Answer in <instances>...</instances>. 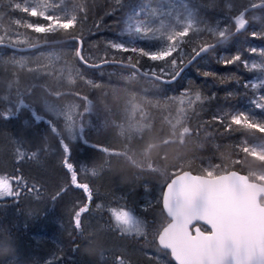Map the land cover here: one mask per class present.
<instances>
[{
	"label": "trees",
	"instance_id": "16d2710c",
	"mask_svg": "<svg viewBox=\"0 0 264 264\" xmlns=\"http://www.w3.org/2000/svg\"><path fill=\"white\" fill-rule=\"evenodd\" d=\"M64 1L67 11L77 3L87 4L89 8L83 27V54L89 61L100 63L102 59L116 56L120 63L90 68L76 61L74 52L42 67L19 66L0 58V113L10 107L6 96L13 101L22 98L32 106L21 109L15 119L0 117V177H7L14 190L20 191L18 197L0 198V264H14L15 259L25 264H119L118 257L125 264H164L165 261L173 264L154 238V233L168 221L160 204L167 175L181 170L201 175V169L222 165L225 171H240L248 176L249 169L258 166L250 163L251 157L245 159L241 148L264 144V134H253L236 126H233L235 130L226 132L213 117L244 111L257 120H264V110L252 103L264 95V89L244 87L245 82L251 84L258 77V71H250L240 64L225 67L220 63L237 53L249 62L254 57L250 48L264 50V36L253 39L250 35L252 31L264 32V6L244 13L250 23L247 30L196 58L176 81L160 83L143 75L151 63L146 58L141 59L142 67L133 75L136 70L127 66L132 54L115 53L108 47L109 42L130 43L133 36L125 31L126 21L146 0ZM181 1L196 21L186 38L192 44L184 46L185 52L191 54L192 46L210 39L203 29L224 19L230 22L229 32L233 33L232 17L264 0ZM18 3L23 7L26 0H0V32L5 36L0 51H13L8 46L9 38L36 43L38 47L33 51L57 45H72L74 49V43L55 42L65 40L60 34L50 37L48 43L37 42L39 34L24 28L23 23L38 18L28 17L16 9ZM17 19L22 21L21 25L15 23ZM131 46L158 49L153 39H136ZM17 89L22 96L15 93ZM57 91L62 93L58 99L53 95ZM196 93L202 95L201 101L195 100ZM45 101L57 111L50 110ZM89 102L91 110L85 112ZM73 105L76 107L69 114L76 119L77 128L82 125L84 129L78 140L71 139L72 132L63 117L57 120L55 133L43 118L56 119L60 108ZM132 105L138 106L135 122L148 126L142 133H147L143 144L137 142L138 138L125 143V137L120 134V126H127ZM176 120L189 128L183 138L179 125L178 129L171 128ZM58 135L71 148L69 159L76 166L79 182L90 185L91 201L82 189L71 185ZM149 143H156L158 147L143 155ZM100 146L125 154L108 156L98 150ZM236 160L242 163L233 164ZM150 163L157 171L148 169ZM259 167L264 170V165ZM17 178L23 179V186ZM249 179L264 183L254 177ZM61 190L62 194L53 200ZM85 204L89 210L82 214L81 220L88 243L79 241L80 248L74 250L77 232L73 216ZM114 209L131 211L141 221L143 234L123 233L116 228L111 218ZM92 219H98L100 225L88 236L85 228L93 230ZM8 237L11 244L7 242ZM49 255L53 259L41 263Z\"/></svg>",
	"mask_w": 264,
	"mask_h": 264
},
{
	"label": "snow or ice",
	"instance_id": "6c2138e0",
	"mask_svg": "<svg viewBox=\"0 0 264 264\" xmlns=\"http://www.w3.org/2000/svg\"><path fill=\"white\" fill-rule=\"evenodd\" d=\"M119 3V0H117ZM227 3V0H226ZM264 6V5H258ZM15 8L21 10L28 17L38 18L33 22L23 23V27L31 30L32 33L39 34L36 37L37 42L43 41L48 43L50 37L60 34L65 37L64 41H55L56 43H69L75 44L73 49L74 59L87 67L97 68L103 67L107 64H119L120 60L113 56L111 59H102L100 63L90 62L89 58L83 54L84 35L83 27L87 19L89 8L87 4L77 3L73 6L71 11H67L61 4L49 2V0H31L22 7L20 3L15 5ZM63 13V14H59ZM137 13L133 12L128 17V31L130 35H134L139 39L149 38L156 36L160 33L158 38L164 39L165 44L163 47L153 49L151 47H137L127 46L123 42H109L108 47L114 50L115 53H131L128 57V67L135 69L133 75L139 72L141 59L146 58L148 62V70L143 72L145 77L159 81L160 83L174 82L179 78L180 73L183 71L184 66L193 62L197 57L206 52L211 51L217 45L226 43L233 35L248 29L250 23L245 15H237L232 17V25L235 31L229 32V26L221 27H206L202 31H206L210 35L209 40L201 42L198 46H192L191 54L185 52V45H191L192 41L186 39L189 37L190 29L196 23L193 18V13L188 11L184 17V22L181 27L176 28L171 25H166L163 20L160 22V28H152L146 20L137 19ZM43 22H40V21ZM179 23V18L177 20ZM17 25H21L22 21L17 19ZM167 29V30H165ZM197 31H201L197 29ZM253 39L258 36H264V32L252 31L250 33ZM5 42V36H0V45ZM28 43L31 47H36V43L31 41H12L9 38V44L13 47L17 44ZM199 49V50H198ZM252 54H258L264 57V50L257 51L256 48H250ZM23 65V61H15ZM220 63L227 67L229 65L240 64L245 69L250 71H259L261 79L254 83H244V87H251L252 89H264V60L261 63H252L249 65L248 61L243 59L241 54L237 53L231 57H226ZM29 71H38L37 69H29ZM69 72L71 69L69 68ZM205 76H211L212 73H204ZM69 82L71 77L69 76ZM12 88V85H9ZM17 95L23 94L17 89ZM12 93L10 92L9 95ZM58 99L62 93L57 91L53 93ZM8 100L10 107L7 111L0 113V117L5 120L15 119L21 109L32 108L31 105L26 104L22 98L15 101L5 97ZM87 100V97H84ZM196 101L202 100V95L196 93ZM255 107L264 110V95L252 101ZM50 110L57 111L54 106L50 105L47 101ZM191 104V101H189ZM73 105L68 108H60L56 119H46L51 131L55 133L57 120L63 117L69 130L72 132L71 139L78 140L82 137L83 126L77 128V121L69 113L75 108ZM91 104L85 107L84 111L89 112ZM138 110L137 105H132L128 113L127 126H120V134L125 137V143H130L134 138H138L137 142L143 144L146 138L144 133L146 125L135 122V115ZM82 117V113H76ZM143 118V114H142ZM40 119V116H37ZM214 122H219L224 127L225 131L235 130L233 126L242 128L252 132L264 134V120H257L250 114L239 112H224L220 115L213 117ZM182 128L180 131L181 138L189 132V128L181 124L180 120H176L171 124L172 129H178L177 126ZM151 131V129H149ZM59 143L63 149L64 160L63 164L68 173H70L71 185L82 189L86 194L89 201L92 199V192L88 183L79 182L78 172L76 166L70 162L71 148L65 142L63 136H57ZM87 143V141H84ZM168 141H165L167 143ZM156 143L146 144L142 154L146 155L153 149L157 148ZM99 151L104 152L108 156L124 155V152L115 151L108 147L100 146ZM241 151L247 157H251L250 163L258 165L256 168H250L248 176L240 174V171H225L222 165H211L207 169H201V175H193L191 171L181 170L179 172L167 175L164 179V190L162 192V213H166L168 222L166 225L154 233V238L158 241L161 249L170 252L171 257L177 264H191L193 258L202 257L200 264H264V230L249 231L244 230L241 232H234L231 229L230 218L241 216V210L236 207H228L229 201L224 199L230 196L233 190L237 188L248 187H262L255 184L254 180L249 177H254L260 181H264V170L259 165H264V146H243ZM35 155V153H33ZM130 158V157H129ZM239 165L242 162L236 160L232 162ZM181 169L183 165L178 166ZM148 169L157 171L149 164ZM223 172V174H220ZM95 174V173H93ZM18 184L23 186L24 181L22 178H17ZM29 191H32L29 188ZM62 191H58L53 200L57 199ZM19 190H14L12 183L7 177H0V198L4 197H18ZM261 193L251 194V201L254 207L249 208L247 212L243 213L244 219H252L256 210L264 212V204L260 201ZM89 210L88 205L80 206L74 212V228L77 232L76 238L73 240L74 250L80 248L79 241L88 243L86 233L82 230V214ZM112 217L115 221V226L123 233L136 232L143 234V227L131 211L120 209L112 210ZM195 222L194 234L193 223ZM206 225L207 227H202ZM7 242L11 244L10 237ZM210 257V259H208ZM119 264H125L124 260L117 258Z\"/></svg>",
	"mask_w": 264,
	"mask_h": 264
},
{
	"label": "rangeland",
	"instance_id": "374dc122",
	"mask_svg": "<svg viewBox=\"0 0 264 264\" xmlns=\"http://www.w3.org/2000/svg\"><path fill=\"white\" fill-rule=\"evenodd\" d=\"M29 1L31 2V0ZM49 2L61 4L63 8L68 10V7L65 6L64 0H49ZM188 11H190L189 8H187V6H185V4L181 0H146L145 2L142 3L141 8L133 10L132 13L135 12L138 14L137 19L148 21L150 27L154 29L155 28L159 29L161 20H163L166 25H171L176 28L181 27L184 22V17L187 15ZM59 14H63V13H59ZM178 18L180 21L179 23L177 22ZM127 22L128 20L126 21V24H125V31L126 33H129ZM225 25H228L230 27V22L228 21L224 22V19H221L219 20L218 23H216L212 27L223 28ZM1 35H2V32H0V36ZM132 36L133 37L130 40V43L126 44L127 46H131V44L134 43L136 39H139L134 35ZM159 36H160V33H156V36L144 38V39L155 40L157 42V48H160L164 46L165 40L158 38ZM260 50H263V49H257L258 52ZM71 52H73L72 45H57V46H47L42 49H39L38 51H32V50L28 52L25 51V53L19 50H13V51L4 50V51H0V58L4 61L17 64L19 66L42 67V66H48L52 63H55L59 60L64 59L66 56L71 55ZM253 56H254L253 59L248 62L249 65H251L252 63L259 64L262 62L258 54H254ZM15 61H23V65ZM121 72H124V71L121 70ZM260 79H261V73L258 71V77L255 80H252L251 83L258 82ZM0 89H1V84H0ZM255 146L260 147V146H264V144H256ZM0 165H1V161H0ZM48 176H53V174L48 173ZM115 210H120V209H115ZM111 218H112V221H114L112 217V212H111ZM97 220L95 219L91 220L90 223L92 224V227H93V230L91 232L85 228L88 236L89 234L91 236L95 232V230L99 227L100 224H99V221L97 222ZM85 226H88V225H85ZM52 259H53V256L49 255L48 257L44 258L41 261V263L43 262L47 263L48 261ZM14 264H25V263H23L22 261H19L18 259H15ZM164 264H171V263L169 262L166 263L165 261Z\"/></svg>",
	"mask_w": 264,
	"mask_h": 264
},
{
	"label": "water",
	"instance_id": "95a60500",
	"mask_svg": "<svg viewBox=\"0 0 264 264\" xmlns=\"http://www.w3.org/2000/svg\"><path fill=\"white\" fill-rule=\"evenodd\" d=\"M258 5H264V2H259V3L255 4V5L249 6L246 9H244L241 13H239L238 15H241V14L244 15L245 12H247V11H249L251 9H254L255 7H258ZM234 31H235V29H234ZM8 46L11 47L12 49L19 50V51L23 52V51H29L31 49H34L38 45H36V47H31V46H25V47H16L15 46V47H13L11 45H8ZM189 64H186L184 66L183 70H185V68ZM184 171H189V170H184ZM229 171H232V170H229ZM192 174L193 175H199V174H194V173H192ZM220 174H223V173H220ZM240 174L244 175V176H247L244 173H240ZM254 182L257 185H261L262 187L252 188V187L245 186L242 189L241 188H237V189L233 190V192H232V194L230 196H227V197L224 198V199H227L229 201L228 207H236V208H239L241 210V214H242L241 216L230 218L231 229L234 232H241V231H244V230L255 231L257 229L264 230V212L256 210V214H255V216L252 219H244L243 218V213L247 212V210L249 208L254 207L253 204H252V201H251V194H253V193H261L260 201H261L262 204H264V184L260 183L258 181H255V180H254ZM163 190H164V187L162 189V192H163ZM160 204H161V208H162V193H161V198H160ZM164 215L166 216V213H164ZM167 222L165 223V225L167 224ZM201 226L202 227H207L206 225H201ZM194 227H195V222L193 223V234H194ZM156 244H157V246H158V248L160 250L166 251L168 253V257L172 261L173 264H177V262L174 260V258L171 257V254H170L169 251L163 250V249L160 248L157 240H156ZM201 259H202V257L193 258L191 264H200V260ZM208 259H210V257Z\"/></svg>",
	"mask_w": 264,
	"mask_h": 264
},
{
	"label": "bare ground",
	"instance_id": "6f19581e",
	"mask_svg": "<svg viewBox=\"0 0 264 264\" xmlns=\"http://www.w3.org/2000/svg\"><path fill=\"white\" fill-rule=\"evenodd\" d=\"M196 60V59H195ZM186 69V68H185Z\"/></svg>",
	"mask_w": 264,
	"mask_h": 264
}]
</instances>
